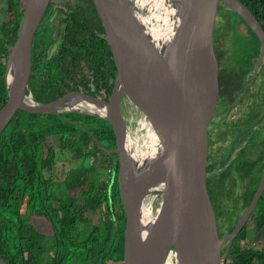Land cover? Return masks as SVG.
<instances>
[{
    "label": "water",
    "instance_id": "1",
    "mask_svg": "<svg viewBox=\"0 0 264 264\" xmlns=\"http://www.w3.org/2000/svg\"><path fill=\"white\" fill-rule=\"evenodd\" d=\"M50 1L26 0L5 72L8 99L0 110V136L16 113L26 109L33 40ZM152 1L163 33L172 12L174 32L163 42L149 38L132 0H90L117 70L106 120L115 133L111 152L119 157L111 188L117 179L126 215L122 264H165L170 253L174 264H226L264 191V178L235 229L220 238L210 195L218 146L220 5L243 19L262 41L263 51L264 29L239 0ZM130 18L136 22L131 24ZM124 98L148 120L160 142L142 163L127 152ZM154 196H159L157 203L147 209ZM0 264L9 263L0 257Z\"/></svg>",
    "mask_w": 264,
    "mask_h": 264
},
{
    "label": "flooded vegetation",
    "instance_id": "2",
    "mask_svg": "<svg viewBox=\"0 0 264 264\" xmlns=\"http://www.w3.org/2000/svg\"><path fill=\"white\" fill-rule=\"evenodd\" d=\"M132 2L137 7V0ZM234 13L220 5L216 26L220 62L218 146L212 177L221 171L227 172L226 195L232 206L229 210L234 211L236 207V227L264 178V51L260 38ZM230 35H253L257 40L253 53L257 56L250 57L246 65L232 64L229 58ZM116 78V66L94 19L90 0H51L33 40L32 73L24 105L26 109H20L11 122L14 121L19 129L25 125L32 126L36 137L42 139L45 157L55 155L57 147L74 156L83 149L85 133L98 137L100 133L96 132L103 130L104 133L113 131L115 136L106 117ZM121 110L128 134L138 136L140 133L144 139L148 133V120L127 98H124ZM58 123L64 124L63 133L46 132V128ZM49 138H52L51 145ZM93 146L90 145L91 152L102 149L114 154L111 151L116 149H108L104 145L99 148ZM115 160H118L119 167L118 155ZM45 170L48 171L49 167L44 168V175ZM235 188L237 192L233 193ZM235 194L237 197L233 199ZM263 197L264 191L259 202L264 200ZM152 198L155 205L159 196ZM249 198L250 203L246 207ZM35 257L43 264L51 263L50 255L35 252ZM122 261L109 263L122 264Z\"/></svg>",
    "mask_w": 264,
    "mask_h": 264
},
{
    "label": "trees",
    "instance_id": "3",
    "mask_svg": "<svg viewBox=\"0 0 264 264\" xmlns=\"http://www.w3.org/2000/svg\"><path fill=\"white\" fill-rule=\"evenodd\" d=\"M239 1L264 29V0ZM25 4L26 0H6L3 13L0 12V110L8 99L5 72ZM234 15L244 23L237 13ZM62 125L54 124L45 130L48 134L63 133ZM96 133L100 135L90 137L85 133L83 149L73 156L90 157L91 166L82 165L61 181L52 177L45 180L43 170L54 163L55 155L45 157L42 139L36 137L32 126L19 129L13 121L0 136V257L9 264H43L36 259V251L50 255V264H110L109 261L124 259L126 215L117 179L111 188L114 170L118 173L117 155L102 149L90 150V145L115 148V136L113 131ZM108 171L110 177L101 185L100 178L107 176ZM226 174L221 171L213 176L210 186L220 238L234 230L238 219H234L236 207L234 211L227 208ZM249 203L250 198L246 207ZM89 210L100 218L94 221L88 217ZM31 216L46 218L54 235L35 238ZM260 233L264 236V200L235 239L226 264H264V245H254Z\"/></svg>",
    "mask_w": 264,
    "mask_h": 264
},
{
    "label": "rangeland",
    "instance_id": "4",
    "mask_svg": "<svg viewBox=\"0 0 264 264\" xmlns=\"http://www.w3.org/2000/svg\"><path fill=\"white\" fill-rule=\"evenodd\" d=\"M133 1V0H132ZM141 1V0H139ZM6 0H0V12L3 11V7L5 6ZM137 11L138 13H141L143 16H149L150 12H147V9H141L140 6L137 5ZM3 13V12H2ZM1 16V15H0ZM3 16V15H2ZM222 23H225V21L222 20ZM231 29V28H230ZM229 43L231 42L230 45V52H229V58L230 62L232 64H245L248 63V59L250 57H256L257 55L253 53L254 48L256 47L257 40L253 35L249 36H236V35H230L229 36ZM246 62V63H245ZM138 128V126H137ZM135 129V125H134ZM142 134V133H141ZM140 136V133L138 134ZM144 135L142 134L141 137ZM49 145L52 144V138L48 139ZM56 146H59L57 143L55 144ZM57 151L55 152L56 156L54 159V163H50L52 167V171L50 172L51 168L49 167V170H45V177L46 179L52 177L55 181L56 180H64L68 173H70L73 170L79 169L82 165L83 166H91L92 159L90 157H86L85 159H77L73 157V153L69 151H63L60 148L57 147ZM109 171L107 172V176H102L100 178L101 185H105L107 183L110 175ZM100 184V183H99ZM237 192V188L233 189V193ZM236 194L234 195L233 199L236 198ZM235 202H238L235 200ZM228 209L232 208L231 204H227ZM241 207V206H240ZM239 210V208H238ZM94 210H89L87 212L88 217H92L94 221H97L100 218V215L98 214H93ZM93 212V213H92ZM30 221H32L34 227H35V232L32 234L35 238L38 236L40 237L41 235H46V236H52L54 235V230L50 222L46 219H38L34 217H30ZM30 234V233H29ZM24 235H27V231L24 230ZM257 245V247L263 248L264 245V236L262 233L258 235L256 238L254 245ZM255 245V246H256ZM225 250V249H224ZM223 250V251H224ZM39 253V251H36V253ZM42 251H40L41 253ZM121 264V263H119ZM260 264V263H259Z\"/></svg>",
    "mask_w": 264,
    "mask_h": 264
},
{
    "label": "bare ground",
    "instance_id": "5",
    "mask_svg": "<svg viewBox=\"0 0 264 264\" xmlns=\"http://www.w3.org/2000/svg\"><path fill=\"white\" fill-rule=\"evenodd\" d=\"M137 3L141 9H147V12H150L149 16H143L141 13H136V17L143 25L147 35L152 41L163 42V37H165V35H167V37H170L173 34L174 25L171 11L169 12V15H171V20L168 23L166 34L162 32L163 30L160 24L159 8L157 7V4L152 0H137ZM134 21L136 22L134 18H130L131 24ZM145 125L147 126V123ZM147 132V136L144 139L140 136H137L136 134L135 136H131L130 134L127 135V152L139 163H142L149 153L155 154L159 148V139L149 122ZM153 199L154 198L147 201L145 205L147 209L153 207Z\"/></svg>",
    "mask_w": 264,
    "mask_h": 264
},
{
    "label": "built area",
    "instance_id": "6",
    "mask_svg": "<svg viewBox=\"0 0 264 264\" xmlns=\"http://www.w3.org/2000/svg\"><path fill=\"white\" fill-rule=\"evenodd\" d=\"M165 264H174V258L172 253H170L165 261Z\"/></svg>",
    "mask_w": 264,
    "mask_h": 264
}]
</instances>
